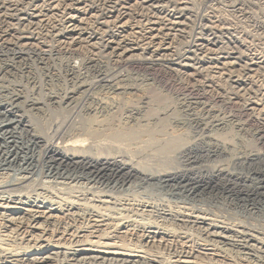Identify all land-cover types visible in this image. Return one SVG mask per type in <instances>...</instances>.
I'll use <instances>...</instances> for the list:
<instances>
[{
  "label": "bare ground",
  "instance_id": "obj_1",
  "mask_svg": "<svg viewBox=\"0 0 264 264\" xmlns=\"http://www.w3.org/2000/svg\"><path fill=\"white\" fill-rule=\"evenodd\" d=\"M87 1L18 9L0 0V171L20 176L0 177V264H264V238L242 221L127 196L146 186L264 212V54L244 51L237 38L220 53L223 29L204 19L210 38L169 59L186 3L142 0L137 6L157 4L163 16L138 27L128 2ZM160 60L174 68L125 70ZM209 72L225 76L229 96L189 84ZM231 133L260 147L238 150ZM34 175L66 191L57 180L89 189L70 197L43 183L30 189ZM114 195L116 212L107 208Z\"/></svg>",
  "mask_w": 264,
  "mask_h": 264
},
{
  "label": "rangeland",
  "instance_id": "obj_2",
  "mask_svg": "<svg viewBox=\"0 0 264 264\" xmlns=\"http://www.w3.org/2000/svg\"><path fill=\"white\" fill-rule=\"evenodd\" d=\"M1 1L2 2H6L5 4H7V5L9 3V5H11V6H14L13 4L18 2V3H16V5L18 6V9H19V7H21L20 9H22L23 7H24L23 9H25L26 7L29 6L28 2L31 1V0H5V1L1 0ZM8 1H10V2H8ZM90 1L91 2H89V0L87 1V5L96 6V4H98V2L99 3H103V1H98V0H97L96 4L93 2L94 0L93 1L90 0ZM107 1H110V2H112L114 4L118 0H106L105 7L113 5L111 3H107ZM121 1H125L126 3L128 2V4L131 5V8H130L131 20L129 22H130V24L132 23L131 24L132 26L140 27L143 24L142 21L144 22V19H145L146 16L150 17V18H154V17L156 18L157 15L160 16V17L163 16V14L162 15L157 14V9L155 8V7H157V4H150V7L148 8L146 6V4L137 6V4L140 3L142 0H137V3L134 2V1L129 2L127 0H119V2H121ZM158 1H159L160 5L161 4L163 5V3L165 4L164 1H160V0H158ZM176 1H179V2L183 1L184 3H186V6L188 7L187 8L184 5L186 7V10L183 13H184L185 16L187 15L186 17L184 16L186 18V21L184 22V26L185 27L183 26L182 28H180V31L181 30L182 31L179 32V33H178V31L177 32H172V33L170 32L171 35H172V36H170V40L171 41L170 40L168 41V42H170V46H169L170 49H169V51L167 53L164 54V56L167 55L169 59L170 58L172 59L173 57L175 58L177 55H179L181 52H183L184 49L187 50L188 47L190 48L193 44H196L195 39H199V38L206 39V38H208L209 34L207 32H205V28L204 27L206 25H209V24H207L206 21H204V19L210 20L211 22H213L216 25H219V27L223 29L222 32H220V33L218 32V33L215 34V35H217L216 36L217 37V41L219 42L218 43V51L220 53H222V52H227L228 53V52L233 51L234 50V45L231 43V38H235V39L237 38L240 41H242V43L244 45V51L256 53L258 55L264 54V0H259V1L258 0H196V1L195 0H176ZM24 2H26L27 4L24 3ZM81 2L83 3V0H81ZM83 5H84V3H83ZM239 7H242L241 8L242 12L237 9ZM10 8H12V7H10ZM172 8L173 7L170 6V4H169L168 5V9L169 10H173ZM10 11H9L8 14H10V13L13 14L14 13L12 10H10ZM137 22L140 25H138ZM90 26H91V24H90ZM90 26L88 27L89 29H93L95 27V25L91 26V28H90ZM225 26H226V28H225ZM137 30L140 31L139 29H134L133 31L137 32ZM202 30H203V32H202ZM140 33H141L140 36H142L143 35V31H140ZM162 33H165V32L162 31ZM145 37H146V34H145ZM82 52H83L82 55H85V56H88L90 54L88 48H85V50H83ZM8 53H10V52H8ZM33 53H32V55H33ZM161 55H162V53H161ZM144 57H146V56L144 55ZM141 58H143V57H141ZM162 58H163V56H162ZM169 66L170 65L165 63V61H163V60L161 61L160 60V62L158 64L156 63L154 65H149V66L146 65V64H137L136 67L135 66L134 67H126L125 70L126 71H130L131 73H135V72L137 73L138 72V73H141V74L142 73H146V74H150V75H159V74L163 73L165 70H169V69H173L174 68L172 66H170L171 67L170 68ZM168 81L169 80H167L166 82L169 83ZM190 81L191 82H189V84L197 91H200L201 89L203 90L205 88H208V89H205V90L206 91L209 90L208 92L211 94V96H218V95H221V94L225 95V96H227V95L229 96V94H230L229 93V91H230L229 89H231V87H232V86H230V83L227 82L225 76H222V78L221 77L218 78L217 75H215L213 73H210V72H209L208 75L205 74V75H202V76H197V77H195V79H191ZM208 85H210V86H208ZM238 110H239V108H238V106H236V107L231 108V110L229 112H230L231 115H234V114L238 113ZM243 120H245V119H243ZM248 128H249V130L248 129L247 130L250 133V131H252V129H254V126H248ZM233 133H235V131H233ZM233 133H231L228 136L229 140L232 139ZM234 136L235 137L233 138V140H230V143L232 141L233 142L232 144L234 145V147L236 149L239 148L238 150H240V148H241V150L244 149V151L245 150L248 151L250 148H251L250 150H257L258 146L260 147V145H258L257 142H254L253 140L248 139L250 137H245V136H242L240 134H234ZM252 147H253V149H252ZM262 149L263 150H261V151H264V148H262ZM261 166H262V164L258 165V168L259 167L261 168ZM0 177H1L2 181H6L7 179H8L7 181H10L11 179L13 181L16 177L20 178V176H16V175L11 174L10 171H2V172L0 171ZM37 177H38V175H37ZM3 178H5V179L7 178V179L4 180ZM51 181H53V180L52 179H47V178H41L40 176L38 178H36V175H34V176H32V178L29 181L30 184H31L30 185V187H31L30 189H32V188H36L37 189L39 186L42 185V183H43L42 186H46V185L50 186L48 184H50ZM57 182H59L63 186L64 185L67 186V189L70 187L71 190L70 189L68 191H66V189L63 190L62 188H64V187L60 188V186H55V187H58V189H56L53 186H50L51 189L53 191L55 189L54 192L61 193V194H63L66 191L65 195H67V197L78 196L81 193H83L84 191H86L87 189H89V188H85L83 184H80V183H83L82 181H75V182H72V183H70V181H68L70 184L67 181L65 183V181H63V180H57ZM73 184H74V186H73ZM70 185H72L73 187H71ZM76 186L79 189H81V188L82 189L79 190V189H77ZM217 186H220V185H218V183H217ZM73 188L74 189L76 188V189L74 190ZM147 189L148 188L145 186L144 189H139V190H136V191L134 190V192L128 193L127 194L128 199L129 200L131 199L132 201L131 200L130 201L133 202V203L144 202V200H145V202H151V201L154 202L155 201L157 203L158 201L162 200V202H166L167 204L170 203L169 206H171L172 208L174 206H176L178 203H179L178 205L185 204V206L187 205L186 206L187 208H189L191 210L194 209V211H197V210L198 211H204L205 210V212L207 211L208 213H210V212H212L213 214L215 213L214 215H216L218 217L220 215L222 219H225L228 222H238V221L241 222L242 221L249 228H251V229L254 228L253 230L255 232H257V233H260V236L262 238H264V229H263L264 228V212H261L259 215L258 214L257 215H249V214L244 213L243 211H241L236 206H234V205L232 206L229 203L227 204V202L225 203L223 200H213V199L205 198L203 200H198V201L194 200V201H196V202H194V201H191V200H186L184 198L181 199L182 197L180 198V197H176V196H171L170 194L168 195V193H166V192H164L166 194V196H165L163 192L161 193V192L157 191L158 192L157 193L155 190L152 191L151 189H148V190ZM62 190H63V192H61ZM73 191H75V193ZM79 191H82V192H79ZM143 191H145V192H143ZM146 194H147V196H146ZM158 194H160L161 196L160 195L158 196ZM150 196H152V197H150ZM139 197L141 198V200H140ZM149 198H152V199L147 201ZM120 199L121 198H119L118 196H115L114 199H111L110 204L107 206L109 211L115 210V212H116L117 209L120 208L119 207V205L121 203ZM185 201H186V203H185ZM187 201H189V202H187ZM116 202H118V203H116ZM193 203H195V204H193ZM192 205L194 206V208H191V207H193ZM195 205L197 206V209H196ZM188 206H190V207H188ZM199 207H201V208H199Z\"/></svg>",
  "mask_w": 264,
  "mask_h": 264
}]
</instances>
